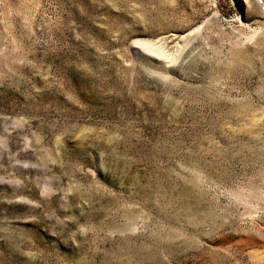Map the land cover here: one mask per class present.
<instances>
[{
    "label": "rangeland",
    "instance_id": "374dc122",
    "mask_svg": "<svg viewBox=\"0 0 264 264\" xmlns=\"http://www.w3.org/2000/svg\"><path fill=\"white\" fill-rule=\"evenodd\" d=\"M0 264H264V0H0Z\"/></svg>",
    "mask_w": 264,
    "mask_h": 264
}]
</instances>
